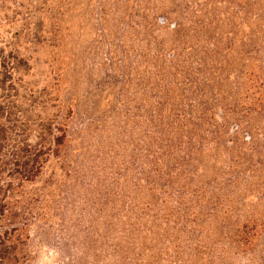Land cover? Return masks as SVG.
<instances>
[{"label":"rangeland","instance_id":"obj_1","mask_svg":"<svg viewBox=\"0 0 264 264\" xmlns=\"http://www.w3.org/2000/svg\"><path fill=\"white\" fill-rule=\"evenodd\" d=\"M165 16L211 22L221 37L259 20L264 41V0H0L1 54L13 70L0 78V211L12 190L25 223L8 227L0 264H121L108 215L119 184L131 189L145 163L151 49L166 35L150 24ZM66 125L60 155L21 183L25 147L47 145ZM255 138L212 162L213 191L227 202L182 264H264V133Z\"/></svg>","mask_w":264,"mask_h":264},{"label":"trees","instance_id":"obj_2","mask_svg":"<svg viewBox=\"0 0 264 264\" xmlns=\"http://www.w3.org/2000/svg\"><path fill=\"white\" fill-rule=\"evenodd\" d=\"M155 21L151 29L159 27L166 35L151 49L145 163H140L131 189L119 184L115 210L108 215L109 221L114 218L113 252L121 264H182L188 250L194 254L189 247L197 233L214 216L215 207L227 202L224 194L213 191L212 162L222 150L258 146L255 137L264 133L259 20L245 22L247 31H232L231 37L227 32L226 37L212 34L211 22L169 21L167 16L162 25ZM1 53L2 47L0 78L12 70L8 65L6 70ZM70 139L66 125L47 145L25 147L16 169L20 182L35 181L49 157L59 156ZM8 193L0 211V241L8 240L11 247L8 227L24 230L25 223L15 219L13 191ZM2 264L21 263L7 257Z\"/></svg>","mask_w":264,"mask_h":264}]
</instances>
